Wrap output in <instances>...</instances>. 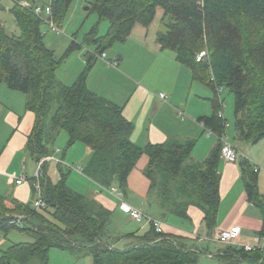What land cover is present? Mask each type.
<instances>
[{
    "label": "trees",
    "instance_id": "obj_1",
    "mask_svg": "<svg viewBox=\"0 0 264 264\" xmlns=\"http://www.w3.org/2000/svg\"><path fill=\"white\" fill-rule=\"evenodd\" d=\"M71 2L27 3L49 7L52 21L60 28ZM12 5L10 13L19 34L8 33L0 22V86L22 93L25 110L34 115L26 151L35 163L53 154L56 136L65 132L67 147L80 143L89 151L82 175L124 195L130 172L146 156L147 198L157 203L159 215L190 223L188 209L196 208L212 234L220 203V143L203 161L192 157L195 139H170L139 148L130 141L132 125L120 108L91 92L86 79L98 56L125 41L135 24L147 27L160 7L157 43L174 54L193 81L212 92V115L199 120L204 131L225 134L220 94L227 91L234 97L233 143L254 145L264 138V0H92L88 11L97 15V24L81 43L71 39L60 58L44 43L43 22L28 9ZM103 21L108 27L99 36L97 26ZM89 46L93 53L84 55L85 67L74 83L68 86L59 81L56 71L63 59ZM202 51L207 56L196 62ZM46 164L39 182L43 208L33 206L37 196L33 179L30 204L0 196V234L17 231L32 240L0 251V264H48L51 249L90 256L93 264H198L201 250L186 248L179 237L157 234L152 227L136 244L116 248L114 244L127 235L108 231L115 213L71 190L66 184L68 174L60 167L58 182H52ZM239 165L248 202L262 213L259 235L264 236V198L258 192L255 172L244 160ZM17 217L22 218L19 223ZM217 258L219 264H264L261 251L245 252L233 246H225Z\"/></svg>",
    "mask_w": 264,
    "mask_h": 264
},
{
    "label": "crops",
    "instance_id": "obj_2",
    "mask_svg": "<svg viewBox=\"0 0 264 264\" xmlns=\"http://www.w3.org/2000/svg\"><path fill=\"white\" fill-rule=\"evenodd\" d=\"M161 17L162 13L157 11L147 27L135 24L125 41L115 43L110 52L105 53L108 62H116L115 67L108 66L97 57L86 79V86L91 92L120 108L123 118L132 125L130 141L135 146L142 148L148 144H162L170 139L180 141L195 139L196 145L192 154L200 148L204 150V154L208 152V156L216 143L211 137H207L199 120L212 115V92L207 86L193 81L190 71L175 60L172 52L161 49L156 41ZM92 50L82 48L77 51L81 53L82 63L84 55L92 54ZM78 68L82 70L81 66ZM78 75L74 76L71 83L66 81L62 83L69 86ZM4 88L7 89L3 85L1 89ZM7 91L12 94L6 95L5 90L0 92L1 97L7 98L0 99L4 102V104L0 102V134L4 136L2 143L0 142V196L7 200L13 199L22 204H30L35 161L26 151V142L32 131L34 115L25 110V96L22 93L24 98L17 96L16 91L8 89ZM159 94H164L166 99L161 100ZM176 110L183 114V118L177 116ZM234 145L239 161L234 164L226 163L220 156L218 163L220 203L216 227L212 234L208 233L202 223V213L193 207L187 212L190 223L178 220L179 222L173 221L169 224L162 221L163 233L179 237L186 248L201 250L199 264H210L213 258L218 260L217 255H221V250L225 246L217 242L215 237L219 232L232 228L240 230L233 247L251 245L264 248V236L259 235L262 228V213L248 202L239 165L240 161L244 160L253 171L256 169L258 192L264 198V138L254 145L240 142ZM86 150L88 151L87 148ZM26 153L32 161L31 164L25 158ZM59 153L58 150L52 154L49 161L52 162L53 155ZM58 160L56 171L60 167L68 174L66 184L71 190L81 195L85 193L88 198L99 202L106 209L115 214L119 213L115 227L116 236L127 237L117 241L114 244L116 248L123 250L136 244L137 238L148 231L149 226L140 227L132 221L117 200L101 187L94 185L87 178L82 181L80 179L82 173L73 170L72 163L65 162L64 154ZM147 161L146 156L140 157L130 172L126 182L127 193L123 201L150 215V212H156V209H153L152 201L147 198L149 183L143 174ZM71 173L76 176L72 184H68ZM46 174L50 179L49 170H46ZM22 175L26 180L17 185L15 181ZM76 177H79L77 182ZM58 180L59 174L56 181ZM91 185L94 193L88 188ZM87 188L89 193L85 192Z\"/></svg>",
    "mask_w": 264,
    "mask_h": 264
},
{
    "label": "rangeland",
    "instance_id": "obj_3",
    "mask_svg": "<svg viewBox=\"0 0 264 264\" xmlns=\"http://www.w3.org/2000/svg\"><path fill=\"white\" fill-rule=\"evenodd\" d=\"M24 1L30 3L33 0H24ZM34 1H36L39 5H42L43 3L48 2V0H34ZM91 2L92 0H72L70 7L67 10L66 16L64 18V22L62 26L59 28L60 33L56 34L50 31H44L45 33L44 43L49 50L54 52L57 58H60L64 54V52L66 51V48L71 42V39H74L76 43H81L83 36L93 26H95V24H97V21H98L97 15L94 12H89L88 10H86V8L90 6ZM12 6L13 5L10 0H0V22L3 24L4 28L6 29L8 33L12 35H18L19 29L17 27L14 17L10 13ZM157 11L160 13H163L160 7L156 8V12ZM107 27H108V24L105 21L99 22L97 26L98 35L99 36L103 35L106 32ZM43 30H46L45 26H43ZM87 49H93V46H89V48ZM80 55L81 53L74 52L63 59L60 67L56 71L57 79L59 81L61 82L66 81V82L71 83V81H73L74 79V76L78 75V73L79 74L81 73L80 71H82L85 67V62L82 63V60H81L82 58H80ZM80 66L82 67V70H78L79 69L78 67ZM1 88H3V85L2 87H0V92L2 90H5V94L7 93L6 95L9 96L12 94V93H9L7 89L5 88L1 89ZM15 94H17V96H20L21 98H24L21 93L17 92ZM0 99L6 100L7 98L1 97ZM220 99L223 102L222 114H223V118L226 124L225 134H224L226 137V143L234 144L233 143L234 133H235L234 132V97L231 93L227 91H223L220 94ZM0 102L4 104L3 101L0 100ZM21 105L23 106L24 103ZM3 138H4L3 134H0V142L3 140ZM211 139H213L215 143L217 142L215 136H211ZM67 143H68V135L65 132H60L56 136L55 141L53 143V154H55V152H57L58 150L60 153L56 154V156L53 155L54 157L53 161L52 162L49 161L46 164L47 170H49V173L51 174L50 180L54 183L58 182L56 181L58 178V174L56 171V164L59 161L58 159H61L63 157V154H64L65 162L69 164L71 163L73 164L72 165L73 170L80 168V167L84 168V165L89 157V153L86 150V147H84L82 144L75 143L71 145L70 147H67ZM85 153L87 154L86 156H85ZM204 153H205L204 150L199 148V149H196V151L192 154V157L197 161H202L207 156L208 152L206 154ZM25 155H26L25 158L27 159V162L31 164L32 161L30 160L29 155L27 153ZM75 176L76 174L71 173L70 177H68V181H67L68 184H72ZM79 177H76V182L79 181ZM85 178L86 177L84 175L80 177L82 181ZM84 187H86V185ZM88 188L91 189L90 190L91 193L95 192L92 185L91 187H88ZM88 188L85 190V192H88L87 191ZM76 189L78 188L76 187ZM84 189L85 188H83V191ZM125 193H127V191H125ZM102 194L110 197L109 195L105 193H102ZM83 195L86 196L85 193ZM151 201H152L151 204H152L153 209H156V212H158L159 207L157 203H154V200H151ZM116 202H118V200ZM156 212L151 211L150 215L156 219H159L169 224L173 223V221H178L176 218L164 219L162 218L161 215H159V212L158 213ZM118 216H120L119 213H116L114 215V217L111 220V224L108 227V231L110 232L111 235L115 232V227L117 226L116 221L119 220ZM131 227L133 226L131 225ZM31 241L32 240L29 236H27L24 233H19L17 231H11L6 235L1 233L0 234V251L7 249L10 245H13V244L30 243ZM48 264H93V259L90 256H75V255H70L66 252L60 251L58 249H51L48 254ZM210 264H219V263L217 259L213 258L212 263Z\"/></svg>",
    "mask_w": 264,
    "mask_h": 264
},
{
    "label": "built area",
    "instance_id": "obj_4",
    "mask_svg": "<svg viewBox=\"0 0 264 264\" xmlns=\"http://www.w3.org/2000/svg\"><path fill=\"white\" fill-rule=\"evenodd\" d=\"M10 1L12 3H16L17 5H19L20 7L24 8L26 10L28 9L29 12H31L35 17L39 18L43 22L47 31H50V32H53L56 34L60 33V29L54 24V22L51 19V11H50L49 7L43 8V7L38 6V5H34V6L30 7V5L24 1H18V0H10ZM206 56H207V53L205 51L200 52L196 56V62H200ZM98 57L100 59H102L103 61H105L108 66H112V67L116 66V62H108V60H106L105 54H102ZM159 98L161 100H165L166 96L164 94H159ZM176 112H177V116L179 118H183V114L180 111L176 110ZM206 133H207V137L215 136L210 131H206ZM215 138L221 145L220 156H221L222 160L225 161L226 163H230V164L237 163L239 161V157H238L235 145L226 143V137L224 134H222L220 136H215ZM49 159L50 158L48 157L45 159H41L35 163V171H34L32 179H33V186L37 192L36 199L33 202V206L36 210L44 207V204L40 198L39 182H40V179L42 177L43 165L47 161H49ZM75 170L80 174L82 173L81 168H77ZM255 171H256V169L254 170V172ZM25 180H26L25 176L22 175L15 181V183L17 185H20ZM102 189L106 193H108L110 196H112L113 198L118 200L120 207L125 211V213H127L128 217L132 221H134L137 225H139L140 227H142V226L152 227L154 229L155 233H157V234L163 233V223L161 220L156 219L150 215L145 214L144 212H142L139 209H136L134 207H131V206L125 204V202L123 201L124 195L117 188L112 187L110 189H104V188H102ZM21 219H22L21 217H17L16 222L19 223V221ZM239 233H240L239 228H232L230 230H224V231L219 232L216 235L215 239L221 245L233 246L236 244V241L239 237ZM241 248L245 252H253L256 250L261 251V253L264 256V248H261L259 246L243 245V246H241Z\"/></svg>",
    "mask_w": 264,
    "mask_h": 264
},
{
    "label": "water",
    "instance_id": "obj_5",
    "mask_svg": "<svg viewBox=\"0 0 264 264\" xmlns=\"http://www.w3.org/2000/svg\"><path fill=\"white\" fill-rule=\"evenodd\" d=\"M86 10H88V8H86Z\"/></svg>",
    "mask_w": 264,
    "mask_h": 264
}]
</instances>
